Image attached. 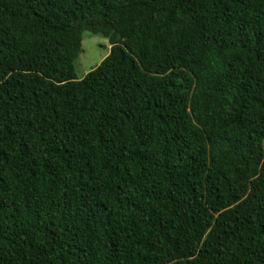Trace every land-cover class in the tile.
I'll use <instances>...</instances> for the list:
<instances>
[{
    "label": "trees",
    "instance_id": "1",
    "mask_svg": "<svg viewBox=\"0 0 264 264\" xmlns=\"http://www.w3.org/2000/svg\"><path fill=\"white\" fill-rule=\"evenodd\" d=\"M0 264H264V0H0Z\"/></svg>",
    "mask_w": 264,
    "mask_h": 264
},
{
    "label": "rangeland",
    "instance_id": "2",
    "mask_svg": "<svg viewBox=\"0 0 264 264\" xmlns=\"http://www.w3.org/2000/svg\"><path fill=\"white\" fill-rule=\"evenodd\" d=\"M81 38V53L74 61L77 79L83 78L109 53L108 41L101 35H92L90 32L84 31Z\"/></svg>",
    "mask_w": 264,
    "mask_h": 264
}]
</instances>
